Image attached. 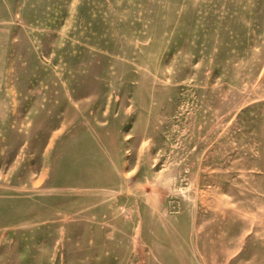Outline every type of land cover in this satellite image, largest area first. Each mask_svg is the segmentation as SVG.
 Here are the masks:
<instances>
[{
    "label": "rangeland",
    "instance_id": "1",
    "mask_svg": "<svg viewBox=\"0 0 264 264\" xmlns=\"http://www.w3.org/2000/svg\"><path fill=\"white\" fill-rule=\"evenodd\" d=\"M0 130V264H264V0H0ZM111 130L143 185L88 182ZM126 194L156 206L137 237Z\"/></svg>",
    "mask_w": 264,
    "mask_h": 264
},
{
    "label": "crops",
    "instance_id": "2",
    "mask_svg": "<svg viewBox=\"0 0 264 264\" xmlns=\"http://www.w3.org/2000/svg\"><path fill=\"white\" fill-rule=\"evenodd\" d=\"M115 131L113 132V130H111L108 133L99 134L100 138L105 141L104 147L103 149L99 147L96 148L101 154L104 155V157L114 160L118 155V147L116 146V143L119 138V143L121 145L120 152H122V155L120 156L117 164H114L113 162H111V164H107L104 162V164L109 167L112 173L111 178L106 179L101 175H96L93 176L88 182L111 181L113 183H117L119 177L128 172V168L132 164L133 168L135 167L139 169L138 177L136 178L132 176L134 182H136L135 185L137 183L143 185L145 180L144 176L141 175H146V180H150V177H148V171L151 168V159L148 157L146 163H144V161L140 163L137 159V156L135 155L129 158V154H127V150L129 148V146H127L128 144H126V141H124V139L119 136L118 133H115ZM5 134V132H1L0 130V168L4 166L5 162L8 166H10V162L15 159L14 153H7L6 155L4 152L3 148L6 146V144L9 145V139L4 137ZM12 174L13 173H11L10 169H8L6 174H1L0 172V184L3 185V188L0 189V231L12 230L17 220L15 193L12 191L16 186V178H14V175ZM132 195L133 194H126L123 196V199H121V202L119 203L118 209H116L115 212H112L114 217L110 220V226L113 228V230L117 231L119 236H123L125 238H130V236L137 237L139 233L142 234L151 230L152 223L158 221V218L155 214L156 206L144 202V196L141 194L135 196ZM96 216V213H91L87 219L91 220L90 217ZM24 217L26 218V213ZM27 217H31L30 214H27ZM93 221L98 222L99 220Z\"/></svg>",
    "mask_w": 264,
    "mask_h": 264
}]
</instances>
